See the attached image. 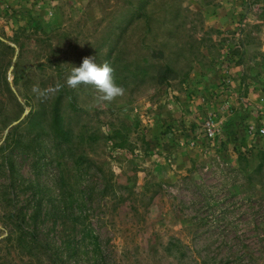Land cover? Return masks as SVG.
Instances as JSON below:
<instances>
[{"label": "rangeland", "instance_id": "obj_1", "mask_svg": "<svg viewBox=\"0 0 264 264\" xmlns=\"http://www.w3.org/2000/svg\"><path fill=\"white\" fill-rule=\"evenodd\" d=\"M87 56L123 96L67 85ZM262 129L264 0H0V264L260 247Z\"/></svg>", "mask_w": 264, "mask_h": 264}, {"label": "clouds", "instance_id": "obj_2", "mask_svg": "<svg viewBox=\"0 0 264 264\" xmlns=\"http://www.w3.org/2000/svg\"><path fill=\"white\" fill-rule=\"evenodd\" d=\"M113 73L114 69L107 61L97 63L95 56H87L83 58L80 66L71 68L66 83L72 88L80 85L91 86L98 102H112L125 93V89L116 84Z\"/></svg>", "mask_w": 264, "mask_h": 264}, {"label": "trees", "instance_id": "obj_3", "mask_svg": "<svg viewBox=\"0 0 264 264\" xmlns=\"http://www.w3.org/2000/svg\"><path fill=\"white\" fill-rule=\"evenodd\" d=\"M205 220H207L206 217L201 218L199 223H203ZM228 236L229 235L227 234V232L222 235V238L226 241L227 244L226 250L228 251V253L226 255V259H222V261L217 262L216 257L221 253L222 248L221 246H218L215 247L214 250H210V248L212 247L211 244L205 251L208 258L201 257L195 250L191 249V247H189L190 255L188 254L187 258L195 264H264V243L263 245H260V247L252 249L247 245V243H242L243 239L241 237L229 240L227 239ZM213 237L215 238L214 235ZM233 240L235 241V243H233ZM94 241H97L96 237L94 238ZM239 244H241V247H238ZM93 252L96 254L94 250Z\"/></svg>", "mask_w": 264, "mask_h": 264}, {"label": "built area", "instance_id": "obj_4", "mask_svg": "<svg viewBox=\"0 0 264 264\" xmlns=\"http://www.w3.org/2000/svg\"><path fill=\"white\" fill-rule=\"evenodd\" d=\"M205 134L208 138L214 139L217 136V127L214 123L213 118L207 119L204 124ZM264 133V129L261 131Z\"/></svg>", "mask_w": 264, "mask_h": 264}]
</instances>
